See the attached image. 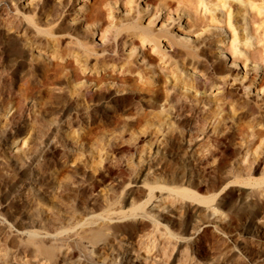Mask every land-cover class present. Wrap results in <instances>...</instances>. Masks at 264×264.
I'll use <instances>...</instances> for the list:
<instances>
[{
	"label": "rangeland",
	"instance_id": "rangeland-1",
	"mask_svg": "<svg viewBox=\"0 0 264 264\" xmlns=\"http://www.w3.org/2000/svg\"><path fill=\"white\" fill-rule=\"evenodd\" d=\"M159 1L165 0H0V264L48 262L41 260L42 256L30 247L28 237L51 248L57 264H126L121 259L123 252L132 260L148 258L143 248L141 251L136 249L133 255L125 245L129 238L136 240V236L144 238L147 235L144 233H151L153 218L148 217V221L139 223L136 236L133 232L111 235V232L104 231V238L93 243L80 233L86 227L94 229L101 222L111 227L121 222V219L109 221L104 218L108 204L122 208L129 217L131 198L132 202L140 203L142 198L146 199L149 186L166 183L164 186L171 188L183 185L184 180L196 183L200 190L197 192L203 196L215 195V200L210 203V208L202 205L198 215L193 214L191 205H186L188 199H182L181 204L178 201L176 209H171L170 203L166 209H153L158 214V230L166 231L178 244H173L174 247L157 244V253H165L166 260H173L171 264H264V12L257 15L259 17L254 22L255 27L261 26V30L255 29L254 24L253 28L243 20L240 3L230 1L236 7L235 11L229 7L230 24H235L237 50L241 51L233 59L229 45L232 32L226 25V7H210L204 0L208 4L206 7L194 5L197 10L192 6L189 13L175 0L167 3L172 5H168V10L158 9L155 4L158 5ZM257 1L254 3L264 5V0ZM193 10L199 13V18L203 17V21L200 19L202 23L206 21L198 30L190 24L195 14ZM211 18H214L212 23L209 22ZM216 19L218 23H215ZM131 24L137 29H128ZM140 29H149L155 36L165 35H160L158 45L142 43L131 32L137 33ZM182 29L192 31L188 34ZM246 36L252 44L248 48L250 52L241 45ZM190 50L196 56L187 57L186 52ZM77 57L83 59V65L88 68L86 72L79 68L82 62L78 65ZM18 60L22 63L19 64ZM99 65H104L105 71L98 69L97 73L93 70ZM124 67L132 70L124 72ZM142 76L150 77L153 84L141 82L144 81L140 80ZM99 77L105 80L97 85L94 81ZM165 82L166 86L175 84L184 91L186 113H189L186 118L190 121L196 117L206 122L211 119V113L200 101H208L214 104V109L217 108V117L211 120L208 130L211 132L216 128L221 133L223 130L234 140L232 144L225 142L221 152L216 151L215 162L209 158L202 161V166L197 164L198 160L190 157L184 144L175 152L168 148L163 150L162 145L158 147L155 139L159 136L156 137L154 132L138 135L142 131L141 125H129L130 117L143 109L146 112L156 110L160 117L159 111L166 103L161 98L153 105L150 96L156 86ZM99 87L104 90L105 97L113 98L136 87L144 90L133 98L130 106L127 104L114 110L113 103H108L112 108L106 117L112 118L111 123L98 114L89 118L86 114L92 104L88 96ZM59 95L64 101L67 99L66 105L72 108V113L61 116V124L54 126L51 123L56 116L49 118L41 110L44 104L54 107L53 96ZM142 97L143 102L140 101ZM215 97H219L218 101ZM30 102L36 104V110L30 107ZM192 110L200 111L197 114ZM161 115L160 118L172 126L173 118ZM12 117H21V121L13 124ZM56 129L62 132L63 139L44 147L43 134L48 136V132L54 133ZM110 134H118L119 139H116L119 141H110ZM157 151L159 154H155ZM159 155L163 160H158ZM160 162H165L166 170L159 171V167L156 170L157 163L162 164ZM218 163L224 167L213 173L210 166L215 167ZM230 163H240L242 170L231 172ZM176 166V172L168 169ZM147 167L150 170L144 177L145 185L137 178L142 169L147 172ZM38 171L61 174L54 183H46L34 178ZM235 173L239 178L233 176ZM78 175L85 176L83 183ZM173 177L177 179L175 184L170 183ZM255 181L260 183L259 188ZM126 191L131 192L129 199L124 197ZM153 192L156 196L161 194L162 198L169 193L157 189ZM91 198L94 201L90 205ZM154 204L157 206L156 202ZM30 221L34 223L30 225ZM91 221H97L98 225ZM28 231L38 235L28 234Z\"/></svg>",
	"mask_w": 264,
	"mask_h": 264
},
{
	"label": "bare ground",
	"instance_id": "bare-ground-1",
	"mask_svg": "<svg viewBox=\"0 0 264 264\" xmlns=\"http://www.w3.org/2000/svg\"><path fill=\"white\" fill-rule=\"evenodd\" d=\"M64 1V0H63ZM169 1V0H168ZM171 1V0H170ZM167 2V0H165V1H162V2H160V3H158V5H156L155 4V6H157L156 8H158V9H161V10H168L167 8L169 7V6H172V5H169V4H167V3H172V1L171 2ZM208 1V3L211 5L210 7H216V5H218L219 7L221 6L222 8L223 7H226L225 9L227 10V15H225L226 17H227V27H230V30H231V32H232V43H230L229 45H230V49H231V54H232V56H233V59H236L238 56V54H239V52H241V51H239V50H237L238 49V47H237V43H236V41H237V37H236V34H235V30L234 29H236L235 27H234V23L232 22V25L230 24L231 22H230V19H232V18H230L229 16H230V12L231 11H229V7H233V11H235V6H233L232 5V3L230 2V1H233V0H207ZM230 3H229V2ZM235 1H237V2H239L240 3V8L242 7V14H241V16H243L242 18H243V20H245V23L246 24H249V25H253L254 27H255V25H256V23H254L255 22V19H257L258 17H257V15H260V14H263V12L264 11H262L263 10V6L264 5H262V3L261 4H256L258 1L257 0H255V1H257L256 3H254V0H235ZM261 1V0H260ZM175 2L177 3V4H181V6L183 7H186L187 9H188V11H189V13H190V11L193 9V7H194V10H197L196 8H195V6L194 5H197L198 7H199V5L201 6H203V7H206V5H208L207 4V2H205L204 0H175ZM262 2V1H261ZM64 3V2H63ZM226 3L228 4V5H226ZM131 4V3H130ZM234 4V3H233ZM169 5V6H168ZM173 5H174V3H173ZM235 5V4H234ZM176 6H178V5H176ZM175 6V7H176ZM180 6V7H181ZM193 6V7H192ZM201 6V7H202ZM131 7V6H130ZM208 8V7H207ZM131 9V8H130ZM179 9V8H178ZM191 9V10H190ZM201 9V8H200ZM205 9V8H204ZM212 9V8H211ZM232 9V8H231ZM132 10V9H131ZM170 10V9H169ZM177 10V9H176ZM193 10V12L192 13H195V11ZM199 10V9H198ZM226 10H225V14H226ZM183 11H185V10H183ZM204 11H206V13H207V10L205 9ZM238 11V10H237ZM156 12H158V10L156 11ZM197 12V11H196ZM201 13V12H200ZM208 13H209V10H208ZM185 14H186V12H185ZM197 14V15H196ZM198 14L199 13H195V14H193L192 15V20H191V23L188 21L189 19L186 17V19H188L187 21H188V23H190V24H192L191 26H195L196 27V29L198 28V27H202L200 24L202 23L201 21H200V19L202 20L203 19V17L202 18H199L200 16H198ZM201 15V14H200ZM191 16V15H190ZM204 16V15H203ZM215 15H213V17H214ZM224 16V17H225ZM209 17V19H210V16H208ZM190 18V17H189ZM215 18H217V17H215ZM212 20H209V22H211L212 23V21L214 20V18H211ZM218 19V18H217ZM217 19H216V21H215V23H218V21H217ZM206 20V19H205ZM226 20H225V18H224V21L226 22ZM203 21V20H202ZM232 21V20H231ZM208 22V21H207ZM214 22V21H213ZM258 22H259V20H258ZM262 22V21H261ZM203 23H206V21H204ZM203 23H202V25H203ZM261 24V23H260ZM132 25V24H131ZM129 25L127 28L128 29H131V30H135L134 28H136L137 29V27L135 26L134 27V25ZM135 25H137L136 23H135ZM264 25V24H263ZM262 25V29L264 28V26ZM138 26V25H137ZM252 26V27H253ZM234 27V28H233ZM244 27V26H243ZM242 27V28H243ZM253 27V28H254ZM259 27H261V26H259ZM259 27H255V29L256 28H259ZM138 28H139V26H138ZM192 28V27H191ZM127 29V30H128ZM193 29V28H192ZM199 29V28H198ZM197 29V30H198ZM201 29V28H200ZM244 29H246L247 30V27L246 28H244ZM260 29V28H259ZM182 30H184L186 33H190L192 30H187V29H182ZM193 30H195V29H193ZM245 30V31H246ZM261 30V29H260ZM256 30H254V32H255ZM264 31V30H263ZM105 32V31H104ZM133 34V36H137V37H139L140 38V40H141V42L142 43H145V42H148V44L149 43H152V44H154V45H158V43H157V41L160 39V37H164V33L163 34H160V35H162V36H155V34L154 35H152V33L150 32V30L149 29H140V31H138L137 33H134V32H136V31H131ZM153 32V31H152ZM183 32V31H182ZM248 32V31H247ZM257 32V31H256ZM249 33V32H248ZM159 34V33H158ZM259 34V33H258ZM129 35H131L130 33H129ZM256 35V34H255ZM244 36V35H243ZM253 36V34H252V32H251V37ZM257 36V35H256ZM167 37V36H166ZM258 37V36H257ZM262 37H264V36H262ZM131 38V37H130ZM169 38V37H168ZM206 38V37H205ZM243 38H245V37H243ZM132 39V38H131ZM202 39V38H201ZM238 39H239V37H238ZM249 38H248V36H246V38H245V41L243 40H241V45H243L242 47L243 48H245V47H247V51H249L248 50V48L252 45L250 42H248L247 40H248ZM259 38H257V40H258ZM206 40V39H205ZM254 40V39H253ZM252 40V41H253ZM260 40V39H259ZM204 41V40H203ZM211 41V40H210ZM210 41H209V43H210ZM220 43H222V41H220V40H218ZM240 41V40H239ZM239 41H238V43H239ZM256 41V40H255ZM168 42V41H167ZM233 42H234V44H233ZM170 43H171V41H170ZM172 43L174 44V41H173V39H172ZM204 43H205V41H204ZM203 43V44H204ZM256 43H258V41L256 42ZM151 44V45H152ZM202 44V43H201ZM212 44V43H211ZM264 44V43H263ZM153 45V46H154ZM241 45H240V47H241ZM172 46V45H171ZM157 47V46H156ZM202 47H203V45H202ZM262 47H264V45L262 46ZM262 47H261V49H262ZM152 48V47H151ZM204 48V47H203ZM196 49V48H195ZM229 49V48H228ZM240 49V48H239ZM246 49V48H245ZM263 50V49H262ZM191 52H186V55H188L187 57H189V56H196V55H194V53L192 52V50H190ZM259 51V50H258ZM250 52V51H249ZM260 52H261V50H260ZM264 52V51H263ZM263 52H261V53H263ZM255 53V52H254ZM78 54V53H77ZM180 54V53H179ZM250 54V53H249ZM251 54H253V52L251 53ZM264 54V53H263ZM74 55H76V54H74ZM198 55V54H197ZM254 55V54H253ZM183 56V55H182ZM250 56V55H249ZM252 56V55H251ZM79 57H80V55H79ZM236 57V58H235ZM254 57V56H253ZM195 58V57H194ZM251 58V57H250ZM255 58H256V56H255ZM254 58V59H255ZM80 59V58H79ZM78 59V57H77V61H78V65H80L81 63H80V61L82 62L83 61V59L82 60H79ZM183 59H185V57L183 58ZM193 59V58H192ZM20 61V62H19ZM76 61V62H77ZM108 61V60H107ZM18 62H19V64H21L22 62H21V60H18ZM83 63L84 62H82V65L79 67L81 70H82V72L84 73V72H86L87 71V67H85L84 65H83ZM102 64H104L103 62H102ZM18 65V64H17ZM100 67H94V69H93V67H92V69L93 70H95L96 72H97V70L98 69H101V70H103V71H105V69H106V67H104V65H102L103 67H101V65H99ZM17 67V66H16ZM15 67V68H16ZM120 67H122V66H120ZM126 67V66H125ZM123 68V71L124 72H130V70H132V69H130V70H126V68ZM161 67H163V66H161ZM18 68H20V65H18ZM87 68V69H86ZM128 69V68H127ZM165 69V68H164ZM20 70V69H19ZM19 70H17V72H19ZM22 70V69H21ZM20 70V71H21ZM160 70H161V68H160ZM138 72V71H137ZM141 72V71H140ZM139 72V73H140ZM162 72V71H161ZM98 73V72H97ZM107 73V72H106ZM105 73V74H106ZM104 74V73H103ZM103 74H102V76H103ZM141 75H142V73H141ZM140 75V76H141ZM144 75V74H143ZM172 76V75H171ZM105 77V76H104ZM125 77V76H124ZM131 77V76H130ZM129 76H128V78H130ZM6 78V77H5ZM147 78H148V76H147ZM158 78V77H157ZM112 79V78H111ZM125 80H126V78H124ZM173 79H175V78H173ZM8 80V79H7ZM105 80V79H104ZM104 80H103V78L102 77H99L98 79H96L94 82H96V84L97 85H100V84H102L103 82H104ZM115 80V79H114ZM124 80V81H125ZM140 80H144V81H141V82H144V84H146V85H150L151 86V84H153V83H151L150 82V80H151V78L149 77V79H146L144 76H142V78H140ZM139 80V81H140ZM176 81V80H175ZM112 82V81H111ZM177 82V81H176ZM179 82H177V84H178ZM10 84V83H9ZM137 84V83H136ZM176 84V85H177ZM186 84V86H187V83H184V85ZM4 85V84H3ZM161 85V86H160ZM163 84L161 83V84H159V86L157 87L156 86V91H154L152 94H151V98H152V101L151 102H153L152 104L153 105H155V103L159 100V99H161V98H163L162 100L166 103L161 109L162 110H160L159 112V114H160V117L162 116L161 114H163V116L164 117H167L168 115H169V117H171V118H173V124H172V126L170 125V124H168V122H167V120H163V119H161L160 117H159V115H158V113H157V111L155 110V111H153V109L151 110V112L149 111H147L146 112V110L145 109H143L142 111H139L138 109V113H136L134 116H131L130 118H131V120L129 121L130 123H129V125L130 126H140V128H142V131H139L138 133V135H140V133L142 132V133H149L150 135H151V133L152 132H154L155 134H156V137L157 136H159V137H157V139H155L156 140V143L158 144V147L159 146H163L162 148H163V150H165V148H168V150H171V151H173V152H175L176 150L178 151V147H180L182 144H184V145H186V147H187V149H188V152H189V154H190V157H192V158H195V159H197L198 161H197V164H200L201 165V163H202V161L204 162L205 160H207V159H209L210 158V160H211V158H212V160H213V162H215V160L213 159L214 158V156H215V159H216V156L217 155H215L217 152L216 151H219V152H221V147H223L224 146V143L225 142H232L233 143V140H232V135L230 136L229 134H225V133H223L224 131L222 130V133L219 131V129L218 130H216V128H214V129H212L211 130V132H210V130H208V128H209V124L211 123V120L213 119V118H215V117H217V110H215V109H217V108H213V106H214V104H211V103H209L208 101H207V103H204L205 101H203V102H199L200 104H202V106H203V108H206V110H208L210 113H211V115H212V117H211V119L208 121V122H206V121H204V120H202V119H198L197 117H196V119H194V120H192V121H190L189 119H187L186 118V114L188 113V111H187V113H186V95L184 94V91L182 92L180 89L181 88H179L178 89V87L177 86H175V84L174 85H169V86H166L167 84H166V82H165V84L162 86ZM183 85V86H184ZM139 86V85H138ZM140 86H143V85H140ZM178 86H181L180 84L178 85ZM216 86V85H215ZM214 86V87H215ZM2 87V86H1ZM160 87H162V88H160ZM193 87V86H192ZM212 87H213V85H212ZM4 88V87H3ZM100 88V87H99ZM98 88V90H96V91H94V92H92L89 96H88V99H89V101L92 103V104H90L91 105V108L90 107H88V108H90L88 111H87V116H88V118L89 117H93V115L94 114H98V116L101 118V119H105V118H107L109 121L108 122H111L112 123V121H110V119H112L111 117H106L107 115H108V110H109V108H112V106L110 107V106H108L109 104L108 103H113V108L112 109H118V108H120L121 106H123V105H127V104H129V106H130V104H131V102L133 103V98L134 97H137L138 95L137 94H140V93H142L143 92V88H133L132 90H130V91H128L127 93H124V94H122V96L120 97H118V98H115V96H114V98L113 97H105V95H103V89H99ZM145 88V87H144ZM150 88V87H149ZM54 89H56V88H54ZM3 90V89H2ZM61 90V89H60ZM183 90V89H182ZM54 91V90H53ZM52 91V92H53ZM4 92V91H3ZM2 92V93H3ZM52 92H51V94H52ZM57 92V91H56ZM79 93V92H78ZM89 93V92H88ZM147 93V92H146ZM47 94V93H46ZM49 95H51L50 93H48ZM55 94V93H54ZM57 95V94H56ZM78 95V94H77ZM110 96H112V95H110ZM139 97H140V95H139ZM67 98V97H66ZM143 98V97H142ZM219 98V97H218ZM218 98L217 97H215L214 99L216 100L217 99V101H218ZM52 100V99H51ZM67 100V99H66ZM65 100V101H66ZM70 100V99H69ZM143 100H144V98L143 99H140V101L141 102H143ZM64 101V99H63V97L61 96V95H59V96H53V101H52V104L54 105V107H52V106H49V105H46V106H44L43 105V108H42V110L41 111H43V115H46V116H50L49 118H51L53 115H54V120H53V122L51 123V125H56L57 126V124H58V126L61 124H59V122H60V117L61 116H69V114L70 113H72V108L71 107H69L68 105H66V102ZM197 101V100H196ZM220 101V100H219ZM140 102V103H141ZM159 102H160V100H159ZM163 102V103H164ZM211 102V101H210ZM221 102V101H220ZM229 102V101H228ZM138 103V102H137ZM197 103V102H196ZM47 104V103H46ZM145 104V103H144ZM148 104V103H147ZM188 104V103H187ZM217 104V103H216ZM30 107H32V108H35V106H36V104H33V103H31L30 102ZM41 105V104H40ZM58 106V107H56V106ZM137 106V105H136ZM142 106V105H141ZM189 106V109H190V105H188ZM195 106H197V105H195ZM238 106V105H237ZM27 107V106H26ZM76 107V106H75ZM140 107V106H139ZM157 107H158V105H157ZM40 108V107H39ZM77 108V107H76ZM80 108V107H79ZM132 108V107H131ZM134 108V107H133ZM154 108V107H153ZM160 108V107H159ZM202 108V109H203ZM239 108V107H238ZM241 108V107H240ZM3 109H4V107H3ZM56 109H58V111H56ZM127 109V108H126ZM129 109V108H128ZM34 110V109H33ZM35 110H36V108H35ZM38 110V109H37ZM125 110V109H124ZM133 110H135V109H133ZM145 110V111H144ZM158 110V109H157ZM241 110V109H240ZM248 110V109H247ZM192 111H194V113H197L198 114V112L200 111H198V110H192ZM191 111V112H192ZM201 111H203V110H201ZM207 111V112H208ZM82 112V111H81ZM130 112V111H129ZM154 112H156V113H154ZM189 112H190V110H189ZM204 112V111H203ZM74 113V112H73ZM132 113H133V111H132ZM205 113H206V111H205ZM189 114V113H188ZM71 115V114H70ZM195 115V114H194ZM193 115V116H194ZM35 116H37L38 117V115H35ZM86 116V117H87ZM204 116V115H203ZM84 117V116H83ZM15 118H17V117H12V118H10V121H11V123H13V124H17V121L19 122V121H21V117H19V118H17V120L15 119ZM203 118V117H202ZM35 121H36V118L34 119ZM91 120V119H90ZM221 120H223V119H221ZM256 120V119H255ZM260 120H263V119H261L260 118ZM35 121H33V122H35ZM43 121V120H42ZM41 121V122H42ZM69 121V120H68ZM70 121H71V119H70ZM88 121V120H87ZM99 121V120H98ZM105 121V120H104ZM24 122V121H23ZM22 122V123H23ZM32 122V121H31ZM62 122V121H61ZM221 121H218V123H220ZM71 123V122H70ZM69 123V124H70ZM221 126V125H220ZM253 126V125H252ZM217 127V126H216ZM52 128H54L53 126H52ZM139 128V127H138ZM219 128V127H218ZM226 128V127H225ZM229 128V127H228ZM250 128V127H249ZM252 128V127H251ZM51 129V128H50ZM49 129V130H50ZM20 130V129H19ZM18 130V131H19ZM48 130V131H49ZM140 130V129H139ZM227 130V129H226ZM54 131V130H53ZM59 130L58 129H56V131L54 132V133H50L49 134V132H48V136H45L44 134H43V137H42V140H44L45 142H44V147H50V146H52L54 143H56L59 139H63V137H62V135H61V133L60 132H58ZM125 131V130H124ZM229 131V130H228ZM255 132V131H254ZM153 133V134H154ZM159 133V134H158ZM253 133V132H252ZM72 134H75V133H72ZM114 134V133H113ZM112 134V135H113ZM154 134V135H155ZM158 134V135H157ZM76 135V134H75ZM111 134H110V137H111V139H110V141H113V140H115L116 138H118L117 137V135L115 136V135H113L112 136ZM136 135H137V133H136ZM153 135V137H155ZM215 135V136H214ZM42 136V135H41ZM64 136V135H63ZM66 136V135H65ZM73 136V135H72ZM71 136V137H72ZM140 137V136H139ZM146 137V136H145ZM155 137V138H156ZM40 138V137H39ZM46 138V139H45ZM73 138V137H72ZM41 139V138H40ZM119 139V138H118ZM118 139H116V140H118ZM60 140V141H61ZM109 141V142H110ZM119 141V140H118ZM206 141H208V143L207 144H205V142ZM114 142H116V141H114ZM113 142V143H114ZM229 143V144H230ZM231 143V144H232ZM158 149V148H157ZM47 150V149H46ZM115 150V149H114ZM162 150V149H161ZM167 150V149H166ZM167 150V151H168ZM179 150H181V149H179ZM183 151H184V149H183ZM142 152V151H141ZM187 152V151H186ZM218 152V153H219ZM107 153V152H106ZM144 153V152H143ZM150 153V152H149ZM248 153V152H247ZM247 153H245V155H247ZM154 154V153H153ZM155 154H159V152L157 151V152H155ZM165 156V155H164ZM225 156V155H224ZM34 157V156H33ZM147 157V156H146ZM223 157V156H222ZM155 158V160L157 159V157H154ZM218 158V157H217ZM235 158H236V156H235ZM241 158V157H240ZM244 158V157H243ZM150 159V158H149ZM159 159H162V155L160 156L159 155V158H158V160ZM194 159V160H195ZM227 159V158H226ZM100 160H102L101 159V157H100ZM142 160V159H141ZM163 160V159H162ZM223 160V159H222ZM145 161V160H144ZM150 161V160H149ZM217 161L219 162V160H216V163H217ZM226 161H228V159L226 160ZM243 161V160H242ZM148 162V161H147ZM146 162V163H147ZM193 162V161H192ZM206 162V161H205ZM212 162V161H211ZM221 162V161H220ZM224 162V161H223ZM222 162V163H223ZM229 162V161H228ZM253 162V161H252ZM87 163V162H86ZM151 163V162H150ZM160 163H162V162H160ZM165 163V162H164ZM164 163H162V164H160V166L158 165V163H157V167H156V170H158L157 168L159 167V171H161V170H166V168H164V167H166V166H164ZM222 163H218L215 167H213L212 165V167L210 166V168L212 169V172L214 173V172H220L222 169H223V167L224 166H219V165H221ZM227 163V162H226ZM250 163V162H249ZM141 164V163H140ZM154 164V163H153ZM211 164V163H210ZM213 164H215V163H213ZM228 164V163H227ZM231 164V163H230ZM251 164V163H250ZM144 165V164H143ZM147 165H149V164H147ZM152 166V165H151ZM198 166V165H197ZM202 166V165H201ZM230 166V165H229ZM228 166V167H229ZM142 167V166H141ZM146 167V166H145ZM173 167V166H172ZM172 167H170V168H168L169 170H171V172H176V171H178V167L177 168H172ZM175 167V166H174ZM181 167V166H180ZM179 167V168H180ZM183 167V166H182ZM200 167V166H199ZM152 168V167H151ZM185 168V167H184ZM205 168V167H204ZM40 169V168H39ZM38 169V170H39ZM147 169V172H145L144 173V169H142L143 171L141 172V175L139 176V178H137L138 179V181H141V183H143V184H145L146 182H144V180H146L144 177L146 176V174L148 173V171L150 170V167H147L146 168ZM208 169V168H207ZM210 169V170H211ZM225 169V168H224ZM193 170V169H192ZM230 170H231V172H240L241 170H242V168H241V164L239 163V164H236V165H233V164H231V168H230ZM247 170V169H246ZM185 171V170H184ZM201 171H202V169H201ZM206 171V170H205ZM227 171V170H226ZM99 172V171H98ZM107 172V171H106ZM181 172V171H180ZM192 172V171H191ZM196 172V171H195ZM194 172V173H195ZM198 172V171H197ZM207 172V171H206ZM206 172H205V174H206ZM229 172V171H228ZM58 175H56L55 174V172H36V174H34V178L35 179H37V180H39V181H44V182H46V183H54L56 180H58V176H60V174L61 173H59V172H56ZM100 173V172H99ZM105 173V172H104ZM103 173V174H104ZM108 173V172H107ZM157 173V172H156ZM208 173V172H207ZM77 174V173H76ZM160 174V173H159ZM186 174V173H185ZM204 174V175H205ZM211 174V173H210ZM221 174H223V173H221ZM219 175H220V173H219ZM108 176V175H107ZM141 176H142V179H141ZM197 176H198V174H197ZM206 176H208V174L206 175ZM233 176H235V178H239V175L237 174L236 175V173H235V175H233ZM175 177H177L176 175H175ZM175 177H173V179H171V182L170 183H172V184H175V182H176V178ZM184 177V176H183ZM219 177V176H218ZM77 178L79 179V181L80 182H84L85 181V176L84 175H81V176H77ZM99 178V177H98ZM160 178V177H159ZM184 178H186V177H184ZM97 179V178H96ZM162 179V178H161ZM208 179V178H207ZM218 179V178H217ZM233 179V178H232ZM62 180H63V178H62ZM61 180V181H62ZM164 180V179H163ZM178 180H180V179H178ZM165 181V180H164ZM181 181V180H180ZM221 181V180H220ZM248 181H250V180H248ZM252 181H254V180H252ZM251 181V182H252ZM262 181H264L263 179H262ZM79 182V183H80ZM178 182V181H177ZM211 182V181H210ZM236 182V181H235ZM256 183H254V184H257L258 185V188H259V184L260 183H258L257 181H255ZM62 183H63V181H62ZM88 183V182H87ZM99 183V182H98ZM180 183V182H179ZM250 183V182H249ZM262 183V182H261ZM59 184H61V182L59 183ZM131 184V183H130ZM164 184H166V183H164ZM164 184H163V186L162 185H157V186H149L148 188H149V192H148V194H147V197H146V199H143L142 198V200L143 201H141L140 203L138 202V201H134V202H132V198H131V207H130V209H128V210H130V212H131V216H129V217H131V218H129L128 217V213L124 210L123 211V209L122 208H113L114 206L112 205V203H110L109 201H107V202H109L110 204H108V208L107 209H105V215H104V218H106L107 220H109V221H111V220H113L114 218H116L117 220L118 219H121V222H119L117 225H115V226H109V225H107V223L106 224H102V222L101 223H99V225H98V223H94L93 221H91L92 222V224L94 223V224H97L98 226L97 227H94V229H88L87 227V229L85 230H82L81 231V237H85L87 240H89L90 242H95V241H99V239H103L104 238V236H105V233H107V232H111V235L112 234H114V235H116V233H119V234H123V233H128V232H133V233H135V235L134 236H136V233L138 232L137 230H138V228H140V227H138L139 226V223H141V222H145V221H148L147 219H148V217L149 218H153L155 221H154V224H153V227H154V229H152L151 230V233H144V234H147L146 236H144V238H142V237H138V236H136L135 238H136V240H132V239H127V242H128V244H124L125 245V247H127V249H129L132 253H133V255H134V252H135V250L137 249V250H140L141 251V249L140 248H143V251H145L146 253H144L145 254V256L146 257H148V258H150V259H148V258H144V259H140L141 261H137V260H132L131 258H127L126 257V255L124 254V252H123V256L121 257V259L123 258V260L124 261H126V264L127 263H129V264H171V261H173V260H171V261H169V260H166V258H165V253H162L161 251V253L163 254V255H160V254H158L157 252V250H155L156 249V245L158 244V246H159V244H160V246L161 245H166L167 247H174L173 246V244H176L177 243V240L174 242L173 240H172V236H168L165 232H164V230H162L163 232H161L160 230H158V228H160L158 225L159 224H157V222H158V220H157V218H158V214H156V211H154L153 209H159V208H162V209H166V208H168L167 206L169 205V207L171 208V209H174L175 208V205H176V203H178V201H180V204L182 203L181 201H182V199H188L187 201L188 202H186V203H184V204H186L188 207H189V205H191V207H193L194 208V210H193V214L194 215H198V209H200L201 207H202V205H208V207L210 206V203H212L214 200H215V195H212V196H203L202 194H199L198 192H197V189H198V185H196V183L194 184L192 181H190V180H184L183 181V185H181L180 184V186H172L171 188H169V187H167V186H164ZM169 184V183H168ZM247 184H248V182H247ZM42 185V184H41ZM41 185L39 184V186H40V188L42 189V187H43V185H42V187H41ZM81 185V184H80ZM146 185V184H145ZM211 185V184H210ZM244 185V184H243ZM252 185V184H251ZM86 186V185H85ZM128 186V185H127ZM47 187V186H46ZM60 187V186H59ZM59 187L57 188V189H59ZM89 187V186H88ZM91 187V186H90ZM217 187V186H216ZM256 187V186H255ZM40 188H37L38 190H40L41 191V189ZM44 188V187H43ZM51 188H53V187H51ZM93 188V187H92ZM226 188V187H225ZM45 189V188H44ZM56 189V188H55ZM158 190V191H162V190H166L167 192H169L167 195H166V197H161V194L159 195V196H156V195H154L153 193V191L154 190ZM224 189V188H223ZM53 190V189H52ZM199 190V189H198ZM46 191V190H45ZM124 191V190H123ZM200 191V190H199ZM223 191V190H222ZM212 192V191H211ZM225 193V192H224ZM92 194V193H91ZM130 194H131V192H129V191H126V192H124V197L125 198H127V199H129V197H130ZM208 194H210V193H208ZM212 194V193H211ZM53 195V194H52ZM55 195V194H54ZM47 196V195H46ZM92 196V195H91ZM144 197V198H145ZM107 199V198H106ZM88 200V199H87ZM139 200V199H138ZM158 200V201H157ZM92 201H94L92 198L90 199V201H89V203H90V205L92 204ZM114 201V200H113ZM168 201V202H167ZM106 202V203H107ZM156 202V204H157V206L154 204L153 205V203H155ZM94 203V202H93ZM150 203V204H149ZM167 203H170V204H168L167 205ZM114 204H116L115 202H114ZM180 204H178V206L180 205ZM105 205H107V204H105ZM167 205V206H166ZM213 205V204H212ZM113 206V207H112ZM148 206V207H147ZM104 207H106V206H104ZM156 207V208H155ZM177 207V206H176ZM213 207V206H212ZM179 208H181L182 209V206H179ZM178 208V209H179ZM206 208V207H205ZM210 208V207H209ZM214 208V207H213ZM176 209V208H175ZM201 210V209H200ZM199 210V211H200ZM158 211V210H157ZM129 212V211H128ZM136 212V213H135ZM139 212V213H138ZM168 212V211H167ZM141 213H143L142 215H141ZM141 215L140 217H138L137 218V216L138 215ZM118 215V216H117ZM31 219V218H30ZM157 221V222H156ZM91 222H89L90 223V225H91ZM30 225H32L34 222H32V221H30ZM39 223V222H38ZM105 223V222H104ZM37 224V223H36ZM75 225H76V222H75ZM141 230V229H140ZM104 231H105V233H104ZM77 232V231H76ZM79 232H80V230H79ZM143 232V231H142ZM150 232V231H149ZM28 234H32V233H34L35 235H38V234H36L35 232H30V231H28L27 232ZM108 233V234H109ZM194 233V232H193ZM76 234H78V232L76 233ZM108 234H106V235H108ZM77 236H79V235H77ZM142 236V235H141ZM33 237H34V235H33ZM35 238V237H34ZM134 238V237H133ZM199 238V237H198ZM37 239V238H36ZM174 239V238H173ZM198 240V239H197ZM42 241V240H41ZM27 242H28V244L30 245V247L31 248H34V251H36L37 253H39L42 257H41V260H44V261H48V262H46V263H44V264H57L56 263V260H54L55 259V257L53 256L54 255V253H53V251H52V249L50 248H47V247H45L44 245H43V243H40V242H38V241H36L35 239H33V238H31V237H28L27 238ZM130 243V244H129ZM45 244V243H44ZM176 245H178V244H176ZM175 245V246H176ZM157 246V247H158ZM28 247V246H27ZM159 248V247H158ZM125 249V248H124ZM28 250V249H27ZM154 250V252H152ZM159 250V249H158ZM33 251V252H34ZM124 251V250H123ZM128 251V250H127ZM137 252V251H136ZM159 252V253H160ZM25 254H26V252H25ZM124 255H125V257H124ZM179 255V254H178ZM180 256V255H179ZM28 258V257H27ZM54 258V259H53ZM82 259V258H81ZM53 260V261H52ZM81 260H78V262H80ZM224 261V260H223ZM85 262V261H84ZM228 262V261H227ZM83 263V262H82ZM177 263H178V261H177ZM40 264V263H39ZM42 264V263H41ZM71 264V263H70ZM81 264V263H80ZM230 264V263H229Z\"/></svg>",
	"mask_w": 264,
	"mask_h": 264
}]
</instances>
